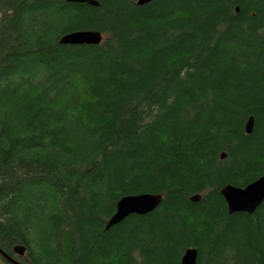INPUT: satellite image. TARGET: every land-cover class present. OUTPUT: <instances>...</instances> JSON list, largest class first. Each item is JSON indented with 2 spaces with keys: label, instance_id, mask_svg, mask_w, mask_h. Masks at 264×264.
<instances>
[{
  "label": "trees",
  "instance_id": "1",
  "mask_svg": "<svg viewBox=\"0 0 264 264\" xmlns=\"http://www.w3.org/2000/svg\"><path fill=\"white\" fill-rule=\"evenodd\" d=\"M95 1L0 0V250L264 264V203L230 214L221 195L264 177V0ZM83 31L102 42H61ZM141 194L161 204L108 228Z\"/></svg>",
  "mask_w": 264,
  "mask_h": 264
},
{
  "label": "water",
  "instance_id": "2",
  "mask_svg": "<svg viewBox=\"0 0 264 264\" xmlns=\"http://www.w3.org/2000/svg\"><path fill=\"white\" fill-rule=\"evenodd\" d=\"M70 3L88 4L99 6L95 0H67ZM152 0H139L138 4L145 5ZM103 36L101 33L83 31L73 32L61 39L63 44L68 45H98L102 42ZM247 134H252L254 130V117H250L245 127ZM225 157V155H223ZM221 195L224 197L230 214L234 213H247L253 215L263 203H264V177L258 179L254 183L247 185L246 188H236L232 186H226L222 191ZM193 202H198L199 197L195 196L191 198ZM162 201L161 195L154 194H141L135 196H129L123 198L117 202V210L115 215L111 218L108 223V228L117 225L123 221L126 217L136 214L145 215L154 211ZM26 249L21 246H16L15 253L19 256L25 254ZM0 252L12 263L21 264L16 260L8 257L6 253L0 250ZM198 252L196 249H187L181 259V264H196Z\"/></svg>",
  "mask_w": 264,
  "mask_h": 264
},
{
  "label": "bare ground",
  "instance_id": "3",
  "mask_svg": "<svg viewBox=\"0 0 264 264\" xmlns=\"http://www.w3.org/2000/svg\"><path fill=\"white\" fill-rule=\"evenodd\" d=\"M225 187H226V186H225ZM223 189H224V188H223ZM223 189H222V190H223ZM1 251H2V250H1ZM0 253H1V252H0ZM1 254H2V253H1Z\"/></svg>",
  "mask_w": 264,
  "mask_h": 264
}]
</instances>
